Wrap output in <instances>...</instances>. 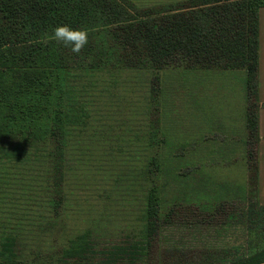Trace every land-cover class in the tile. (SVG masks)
I'll return each mask as SVG.
<instances>
[{"label": "trees", "instance_id": "1", "mask_svg": "<svg viewBox=\"0 0 264 264\" xmlns=\"http://www.w3.org/2000/svg\"><path fill=\"white\" fill-rule=\"evenodd\" d=\"M263 7L264 0H188L151 8H139L131 0H0L1 165L24 167L31 161L25 155L36 145L51 144L53 186L59 194L51 200L59 208L71 128L82 122L87 112V89L81 87V80L96 73L147 72L154 76V87L160 81L158 75L167 71L180 77L243 71L247 171L256 193L260 142L259 10ZM62 25L88 31L89 42L79 54L53 38L54 28ZM248 198L246 194L243 198L219 202L214 199L213 203L194 200L189 204L177 198L167 204L156 186L146 197L145 224L137 236L128 235L103 248L90 232H83L66 248L48 250L46 262L264 264V206L258 202L247 206ZM219 217L222 221L217 220ZM214 221L219 226L232 221L243 225L242 247L201 250L162 246L163 233L171 226L209 227ZM37 256L39 260L38 252ZM23 257L24 249L2 247L0 264H26Z\"/></svg>", "mask_w": 264, "mask_h": 264}, {"label": "rangeland", "instance_id": "2", "mask_svg": "<svg viewBox=\"0 0 264 264\" xmlns=\"http://www.w3.org/2000/svg\"><path fill=\"white\" fill-rule=\"evenodd\" d=\"M131 1L151 8L188 0ZM158 76L154 87L152 74L125 70L80 81L87 89V112L71 128L59 208L51 200L59 195L51 144L36 145L25 155L31 161L24 167L0 162V251L24 249V263L47 264L48 250L66 248L83 232L103 248L137 236L145 224L146 197L156 186L167 204L177 198L213 203L246 194L247 206L261 202L247 171L245 73ZM214 222L171 226L162 246L242 247L243 225Z\"/></svg>", "mask_w": 264, "mask_h": 264}, {"label": "crops", "instance_id": "3", "mask_svg": "<svg viewBox=\"0 0 264 264\" xmlns=\"http://www.w3.org/2000/svg\"><path fill=\"white\" fill-rule=\"evenodd\" d=\"M239 72V71H235ZM208 73V72H207ZM197 74H187L188 76H201ZM257 99L259 107V136L260 142L258 147L259 157V175H258V196L261 200L259 204L264 205V7L259 10V65H258V88ZM257 196V197H258Z\"/></svg>", "mask_w": 264, "mask_h": 264}, {"label": "clouds", "instance_id": "4", "mask_svg": "<svg viewBox=\"0 0 264 264\" xmlns=\"http://www.w3.org/2000/svg\"><path fill=\"white\" fill-rule=\"evenodd\" d=\"M89 33L85 29H72L68 25L57 26L53 30V38L64 46H71L73 53L79 54L88 44Z\"/></svg>", "mask_w": 264, "mask_h": 264}]
</instances>
